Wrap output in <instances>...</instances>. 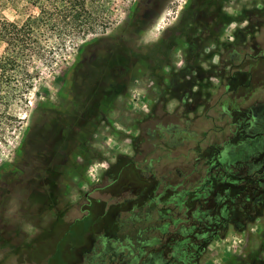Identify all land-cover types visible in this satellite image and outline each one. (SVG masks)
<instances>
[{
	"label": "rangeland",
	"instance_id": "obj_1",
	"mask_svg": "<svg viewBox=\"0 0 264 264\" xmlns=\"http://www.w3.org/2000/svg\"><path fill=\"white\" fill-rule=\"evenodd\" d=\"M13 1L18 2L0 0V21H23L36 12L29 4L16 10ZM199 1L89 0L90 26L41 37L45 53L29 63L33 87L27 101L14 105L18 120L4 125L0 137V264H110L104 243L119 244L116 238L128 232L122 222L149 200L146 191L161 179L171 185L194 181L198 173L189 170L205 165L206 148L214 145L217 157L240 141L233 138L234 127L226 129L231 103L241 109L264 103V56L252 60L251 84L239 74L247 84L227 89L217 76L219 58H230L225 47L235 34V43L244 40L251 48L245 22L252 14L263 17L264 0H219L218 12L227 18L219 34L212 29L217 20L195 17ZM205 23L209 33L190 32ZM255 31L253 54L264 55V25ZM189 38L198 45L193 55L200 67L190 79L185 70ZM5 47L0 38V56ZM187 93L180 104L178 95ZM47 111L70 115L74 142L47 159L52 171L46 179H36L45 165L44 151H38L32 134L24 137L45 121ZM156 127L163 130L160 136ZM213 127L225 131L204 138ZM145 158L152 165H130ZM87 193L95 198L91 204ZM259 208L243 227L228 224L199 263L264 264V203ZM87 211L89 224L68 234ZM116 225L122 229L113 230ZM114 261L120 264L118 255Z\"/></svg>",
	"mask_w": 264,
	"mask_h": 264
},
{
	"label": "trees",
	"instance_id": "obj_2",
	"mask_svg": "<svg viewBox=\"0 0 264 264\" xmlns=\"http://www.w3.org/2000/svg\"><path fill=\"white\" fill-rule=\"evenodd\" d=\"M88 1L18 0V5L14 1L11 3L16 10L19 5L23 8L26 4L32 5L36 12L28 14L23 21L7 18L0 21V38L6 44L5 52L0 56V137L4 135V125L18 120L13 112L14 105L27 101L28 92L33 87L34 75L29 63L45 53L41 37L64 35L66 31L72 33L90 26L91 19L85 16ZM261 12L264 18V10ZM231 104L237 114L230 111L232 121L226 129L235 128L233 138L238 135L239 143L255 139L262 141L264 103L244 109ZM223 106L228 109L227 103ZM44 113H47L44 114L45 121L31 126L24 137L26 141L32 134L38 151H44L45 165L38 168L40 174L37 173L36 179H46L52 171L48 168L51 161L47 159L59 148L64 150L74 142L69 137L73 130L70 115L59 111ZM216 130L224 132L225 127H213L204 132L203 137ZM154 132L161 133L162 130L156 127ZM212 148L215 146L205 149L210 154L204 156L205 165H191L189 171L198 173L197 179L191 182L180 180L175 185L158 180L153 196L146 203L139 204L137 210L122 222L128 232L116 238V243L125 246L124 258L134 264H200L199 259L207 245L216 236L224 235L228 224L240 228L259 215L262 205L259 196L264 188V159L258 165H215L230 154L216 157ZM89 222L90 215H84L67 233L73 232L72 227L87 226Z\"/></svg>",
	"mask_w": 264,
	"mask_h": 264
},
{
	"label": "flooded vegetation",
	"instance_id": "obj_3",
	"mask_svg": "<svg viewBox=\"0 0 264 264\" xmlns=\"http://www.w3.org/2000/svg\"><path fill=\"white\" fill-rule=\"evenodd\" d=\"M198 4V10H195L194 15L196 16H201L204 21L212 18L211 20H217L216 23H214L212 29L214 30V32L216 34H219V30L222 28V26L225 24V18L226 16H221V14H219L218 12V8H220L222 10L223 6H221L220 1L219 0H201L199 1ZM256 20H259L257 24H255ZM263 22V24L260 22ZM261 23V24H260ZM262 25H264V18L262 17L261 19H255L254 18V14H252L250 17H248L246 19L245 22V26L244 29L246 31V35H250V40H251V48L249 47V45L246 44V41H242L240 44L235 43L236 40V34L233 38L230 39L229 45H227L225 47V49H227V52L229 53V59L224 58L222 56H220L219 58V63H220V67H218V77L220 78V86L221 88H236L237 85L239 84H247V83H243L239 81V74H245V78H247L250 83L251 81V75H252V65L255 58L263 57L264 55L259 54V55H254L253 54V50H254V34H255V28H259ZM212 29H210V26H208V24H204V26H199L198 28L196 27V29H190L192 33H194L196 31V34H201L199 31H202L204 33L211 31ZM198 30V31H197ZM243 30V29H242ZM191 33V34H192ZM196 36V35H195ZM189 42H188V58L185 60V70L188 71V75L187 78L190 79L191 76L189 75L191 71L196 72L199 68L196 65V61L193 55V49L197 48L198 45L194 42V40H191V38H189ZM109 64V63H108ZM112 69H116V66H114ZM222 74H225V78L222 80ZM193 82L189 81V85H192ZM248 83V84H249ZM251 84V83H250ZM193 86H199V84L197 85L194 82ZM190 93H187L186 95H182L179 96L178 95V100L180 102V104L185 102V98H189ZM263 113H264V107L262 109ZM175 127H177L176 125H173ZM163 131V130H162ZM178 131V129H177ZM156 135H161L160 132H156ZM261 144H262V149H261ZM230 156H226L225 160L221 159L220 161H218L215 165H258L262 159H264V139L261 141L259 139H255V140H248L247 142L242 143V141L238 144L235 145V147H233L231 149V151H229ZM129 158H133V156H130ZM130 165H152V161L148 158H145L144 161H132L130 163ZM264 165V163L262 164ZM110 170V169H108ZM150 170H148L149 172ZM145 170L142 169V171L138 172V175L143 176L144 175ZM149 176V175H148ZM153 175H151L150 178H152ZM137 186H139V184H137ZM140 187V186H139ZM153 190L149 189L148 191H146L145 193V197L147 198H151L153 196ZM87 200L88 202L91 204L93 201H95V198L92 197L90 195V193L86 194ZM260 201L262 202L261 204L263 205L264 203V188L261 191V194L259 196ZM90 214L89 211L86 212V215ZM106 226L103 227V229L105 230V233L108 232V230H106L105 228ZM121 230L122 228L120 226H115V228H113V230ZM104 232V231H103ZM110 240V239H108ZM106 243H104L103 248H106V252H108L107 257L106 258L107 261L110 262V264H115L114 261L115 260V256H119V263L120 264H134L132 263L128 258H124L125 252H124V248L125 246L117 244V246L115 245H109L106 246ZM110 244V243H107ZM106 246V247H105ZM112 249V250H111ZM122 262V263H121ZM106 264V263H103Z\"/></svg>",
	"mask_w": 264,
	"mask_h": 264
}]
</instances>
